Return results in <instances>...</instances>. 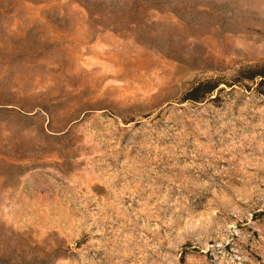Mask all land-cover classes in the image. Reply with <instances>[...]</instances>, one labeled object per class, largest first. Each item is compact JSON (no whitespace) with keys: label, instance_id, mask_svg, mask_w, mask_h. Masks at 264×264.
<instances>
[{"label":"rangeland","instance_id":"1","mask_svg":"<svg viewBox=\"0 0 264 264\" xmlns=\"http://www.w3.org/2000/svg\"><path fill=\"white\" fill-rule=\"evenodd\" d=\"M0 264H264V0H0Z\"/></svg>","mask_w":264,"mask_h":264}]
</instances>
